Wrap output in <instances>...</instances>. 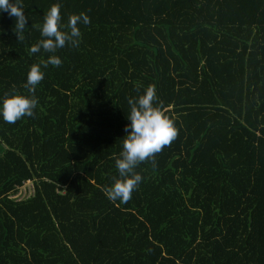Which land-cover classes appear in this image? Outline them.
<instances>
[{
  "label": "trees",
  "instance_id": "obj_1",
  "mask_svg": "<svg viewBox=\"0 0 264 264\" xmlns=\"http://www.w3.org/2000/svg\"><path fill=\"white\" fill-rule=\"evenodd\" d=\"M23 4V42L0 12V98L50 55L30 48L53 4L91 23L42 68L35 116H0V264H264V0ZM149 85L178 136L112 202L127 101Z\"/></svg>",
  "mask_w": 264,
  "mask_h": 264
},
{
  "label": "clouds",
  "instance_id": "obj_2",
  "mask_svg": "<svg viewBox=\"0 0 264 264\" xmlns=\"http://www.w3.org/2000/svg\"><path fill=\"white\" fill-rule=\"evenodd\" d=\"M0 12H7L10 17L15 18L13 32L17 41L23 42L28 29L23 0H0ZM61 21L60 5L53 4L44 14L43 23L39 26L41 39L30 48V54L39 53L43 49L50 55L46 60L42 59L30 66L27 81L23 85L27 95L20 94L13 86L12 94H5L0 98V116L6 123L14 124L23 117L35 116L34 110L39 103L35 92L44 79L42 68L49 65L59 67L62 61L56 55L57 50L66 45L79 47L81 30L78 25L91 23L89 15L85 12L70 14L66 24ZM127 103L130 106L128 119L131 123L125 127L123 150L119 156L113 153L119 176L113 178L114 183L111 186L104 188V193L110 201L121 203H127L132 198L133 191L142 181L141 174L136 172L137 166L149 160L155 166L156 155L170 146L178 136V129L173 120L163 110L155 85L147 86L137 98L129 97Z\"/></svg>",
  "mask_w": 264,
  "mask_h": 264
},
{
  "label": "rangeland",
  "instance_id": "obj_3",
  "mask_svg": "<svg viewBox=\"0 0 264 264\" xmlns=\"http://www.w3.org/2000/svg\"><path fill=\"white\" fill-rule=\"evenodd\" d=\"M19 192L15 195L16 198L26 197L33 194V182L25 181L21 186L18 187Z\"/></svg>",
  "mask_w": 264,
  "mask_h": 264
}]
</instances>
